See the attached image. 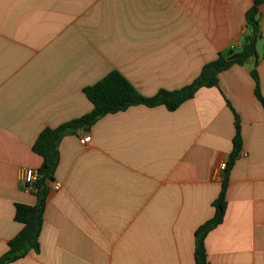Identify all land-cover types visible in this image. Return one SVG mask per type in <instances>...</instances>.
Listing matches in <instances>:
<instances>
[{"label": "crops", "instance_id": "0c3cea01", "mask_svg": "<svg viewBox=\"0 0 264 264\" xmlns=\"http://www.w3.org/2000/svg\"><path fill=\"white\" fill-rule=\"evenodd\" d=\"M253 0H0V257L21 231L18 182L39 170L38 135L92 110L83 93L111 72L140 95L173 92L219 54L241 53ZM256 60L231 65L173 112L133 106L60 140L38 253L8 264H195V231L214 215L232 152L222 223L208 264H264V3ZM229 58V57H228ZM89 135L82 145L78 137Z\"/></svg>", "mask_w": 264, "mask_h": 264}, {"label": "trees", "instance_id": "16d2710c", "mask_svg": "<svg viewBox=\"0 0 264 264\" xmlns=\"http://www.w3.org/2000/svg\"><path fill=\"white\" fill-rule=\"evenodd\" d=\"M264 0H253V5L247 11L245 17V27L248 36L245 37L244 46L238 57L233 60H227L233 55L229 52L226 55L219 54L217 59L203 66L200 75L192 83L183 88L168 92L158 91L153 97L145 98L131 87L126 79L117 72H111L101 81L94 85L86 87L83 90L84 95L92 105V110L80 119H74L55 129L46 128L37 137L32 152L42 158V166L37 171L39 179L36 183L37 204L29 207L23 204L15 205L14 221L22 226L20 233L9 241L8 251L0 257V264H8L20 258L26 257L29 253H38L42 229V217L44 212L45 198L49 191V184L54 183V173L56 171L59 156L57 148L62 137L70 130L92 126L97 120L110 114H115L133 106H145V108H154L158 106L165 107L168 112L175 111L187 100L193 99L194 94L200 88H209L218 86V75L226 71L231 65H243L249 59L256 60L254 51V41L259 34L258 11L259 6ZM256 64V63H255ZM255 64L251 70V77L255 82L254 92L260 104L264 106V97L259 91V80L255 71ZM240 127L235 118V132L232 139V152L229 155L225 177L220 186L218 198L212 203L214 215L212 219L198 227L195 231L194 260L195 264H208L204 250L205 237L208 232L215 229L222 223L226 203L225 194L227 186L228 172L234 161L239 155L241 147Z\"/></svg>", "mask_w": 264, "mask_h": 264}, {"label": "built area", "instance_id": "2783aa9c", "mask_svg": "<svg viewBox=\"0 0 264 264\" xmlns=\"http://www.w3.org/2000/svg\"><path fill=\"white\" fill-rule=\"evenodd\" d=\"M78 141L80 144L85 145L90 142V136L86 135L83 137H78ZM226 167L227 163H221L218 168V174L225 173ZM38 179L39 174L37 170L22 168L18 172V182L22 186L23 190L27 192V194H37L36 183ZM51 186L55 191L60 189V185L58 183H52Z\"/></svg>", "mask_w": 264, "mask_h": 264}, {"label": "water", "instance_id": "95a60500", "mask_svg": "<svg viewBox=\"0 0 264 264\" xmlns=\"http://www.w3.org/2000/svg\"><path fill=\"white\" fill-rule=\"evenodd\" d=\"M237 57H238V54H233L227 60H233V59H236Z\"/></svg>", "mask_w": 264, "mask_h": 264}]
</instances>
